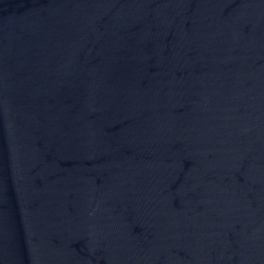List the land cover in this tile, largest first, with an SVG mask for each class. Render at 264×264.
Masks as SVG:
<instances>
[{
  "label": "water",
  "instance_id": "95a60500",
  "mask_svg": "<svg viewBox=\"0 0 264 264\" xmlns=\"http://www.w3.org/2000/svg\"><path fill=\"white\" fill-rule=\"evenodd\" d=\"M0 264H264V0H0Z\"/></svg>",
  "mask_w": 264,
  "mask_h": 264
}]
</instances>
